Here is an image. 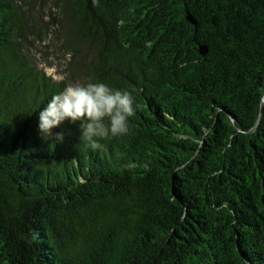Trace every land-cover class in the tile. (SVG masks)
Returning a JSON list of instances; mask_svg holds the SVG:
<instances>
[{
    "label": "trees",
    "instance_id": "trees-1",
    "mask_svg": "<svg viewBox=\"0 0 264 264\" xmlns=\"http://www.w3.org/2000/svg\"><path fill=\"white\" fill-rule=\"evenodd\" d=\"M48 2L85 46L54 74L28 47ZM75 74L134 98L103 150L38 131ZM263 102L264 0H0V264H264Z\"/></svg>",
    "mask_w": 264,
    "mask_h": 264
},
{
    "label": "clouds",
    "instance_id": "clouds-1",
    "mask_svg": "<svg viewBox=\"0 0 264 264\" xmlns=\"http://www.w3.org/2000/svg\"><path fill=\"white\" fill-rule=\"evenodd\" d=\"M134 98L129 91L112 89L104 83H72L53 95L38 114V131L51 143H63L65 133H53L66 120L79 122L80 141L91 150H103L100 141L129 133V118L134 112ZM146 166V165H145ZM136 165L128 163L125 169Z\"/></svg>",
    "mask_w": 264,
    "mask_h": 264
},
{
    "label": "rangeland",
    "instance_id": "rangeland-1",
    "mask_svg": "<svg viewBox=\"0 0 264 264\" xmlns=\"http://www.w3.org/2000/svg\"><path fill=\"white\" fill-rule=\"evenodd\" d=\"M27 13L28 24L31 26V32L28 34L30 53L34 60L46 67L47 72L54 74L57 70L65 69L70 56L67 49L72 45L77 46L81 55H85V46L82 47L66 32L70 23L63 2L37 3L30 7ZM78 78L79 75H73L71 84L78 82Z\"/></svg>",
    "mask_w": 264,
    "mask_h": 264
},
{
    "label": "water",
    "instance_id": "water-1",
    "mask_svg": "<svg viewBox=\"0 0 264 264\" xmlns=\"http://www.w3.org/2000/svg\"><path fill=\"white\" fill-rule=\"evenodd\" d=\"M264 103V102H263ZM262 108H263V105H262Z\"/></svg>",
    "mask_w": 264,
    "mask_h": 264
}]
</instances>
